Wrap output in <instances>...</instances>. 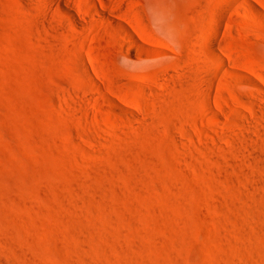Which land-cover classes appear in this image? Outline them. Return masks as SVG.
<instances>
[{
    "label": "rangeland",
    "instance_id": "1",
    "mask_svg": "<svg viewBox=\"0 0 264 264\" xmlns=\"http://www.w3.org/2000/svg\"><path fill=\"white\" fill-rule=\"evenodd\" d=\"M68 1L0 0V264H264V0Z\"/></svg>",
    "mask_w": 264,
    "mask_h": 264
},
{
    "label": "bare ground",
    "instance_id": "2",
    "mask_svg": "<svg viewBox=\"0 0 264 264\" xmlns=\"http://www.w3.org/2000/svg\"><path fill=\"white\" fill-rule=\"evenodd\" d=\"M54 2H55V4L54 5H56V7H57V9H58V11H60L61 13H66V15L67 16H69L70 17V19L75 23V24H81V22H83V21H80V12L82 11L81 9L82 8H80V6L78 5V4H76V2H70V1H68V0H54ZM94 2V1H93ZM243 3H245V5L247 6L248 5V3L246 2V1H243ZM80 4V3H79ZM93 4V3H92ZM95 4H97V3H95ZM224 4V3H223ZM225 7L227 6V7H230L231 5H232V1L231 0H227L226 2H225ZM51 6H53V4L51 5ZM101 6V5H100ZM235 6V5H234ZM59 12V14H61ZM82 13V12H81ZM98 14L99 15H101L100 16V18H103V17H107L108 19H109V21H111V22H113V23H118V24H120L117 20H114V18H112L111 16L109 17L108 15H107V13L105 12V10L104 11H101V14H100V12H98ZM65 17V16H64ZM83 18H86V17H82V19ZM66 19H68V18H66ZM87 20H90L89 18H86ZM99 19V18H98ZM105 19V18H104ZM64 20V19H63ZM86 20V21H87ZM93 19H91V24H92V22H96V21H98L97 19H96V17L94 18V20L92 21ZM100 20V19H99ZM216 20V19H215ZM85 21V20H84ZM85 21V22H86ZM251 21L252 22H259L257 19H256V17H255V15L253 16V15H251ZM215 22V21H214ZM62 23V22H61ZM63 23H64V21H63ZM84 23V22H83ZM82 23V24H83ZM90 23V22H89ZM71 24V23H70ZM69 24V25H70ZM87 24H88V22L86 23V26H87ZM72 25V24H71ZM80 26V25H79ZM86 26L84 25V27L86 28ZM88 26H89V24H88ZM90 26H92V25H90ZM96 26V25H95ZM83 27V26H82ZM123 28H124V26H123ZM87 29V28H86ZM89 29V28H88ZM94 30V29H93ZM96 30V29H95ZM123 31H124V34L127 36V38H128V43H130L131 45H134V47H138V48H140L141 49V45H140V41L138 40V38H136V36H134L133 34H132V32H130V31H128V30H126L125 28L123 29ZM94 37V36H93ZM94 39V38H93ZM96 39V38H95ZM98 39V38H97ZM206 40L207 41H209V42H214L215 41V39H214V36L213 35H211V34H207L206 35ZM129 44V45H130ZM122 47V46H121ZM218 47V46H217ZM126 48V47H125ZM136 54H138V53H136ZM216 55V54H215ZM137 57H139L140 55H136ZM139 58H141V57H139ZM225 65V64H224ZM223 64H222V66H224ZM225 68V67H224ZM223 68V69H224ZM96 71V70H95ZM224 71V70H223ZM260 74V73H259ZM234 77H236L235 75H233ZM259 82H262V83H264V74L263 75H260V78H259ZM255 84H256V86L259 88V89H261L257 84H258V82H255ZM259 84H261V83H259ZM188 136V135H187Z\"/></svg>",
    "mask_w": 264,
    "mask_h": 264
}]
</instances>
